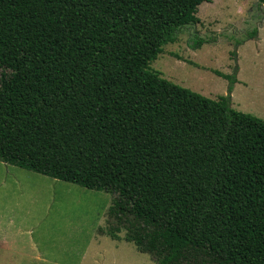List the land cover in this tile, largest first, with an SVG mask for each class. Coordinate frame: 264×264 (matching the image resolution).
Masks as SVG:
<instances>
[{"label":"trees","instance_id":"1","mask_svg":"<svg viewBox=\"0 0 264 264\" xmlns=\"http://www.w3.org/2000/svg\"><path fill=\"white\" fill-rule=\"evenodd\" d=\"M203 1L0 0L3 35L71 52L29 154L0 161L113 197L97 235L154 264H264V121L231 107L233 79L212 100L148 69Z\"/></svg>","mask_w":264,"mask_h":264},{"label":"rangeland","instance_id":"2","mask_svg":"<svg viewBox=\"0 0 264 264\" xmlns=\"http://www.w3.org/2000/svg\"><path fill=\"white\" fill-rule=\"evenodd\" d=\"M254 1L204 0L194 13L197 22L183 28L175 43L162 47L149 71L212 100L226 97L233 79L231 107L264 121V13H246ZM195 40H203L200 47L192 48ZM70 55L68 50L32 35L11 32L5 36L0 32V148L9 147L17 158L29 154L43 106L67 89ZM58 184L64 187L55 193V188L40 192L38 188L21 187L22 196L34 193L42 204L32 210L33 218L26 222L40 225L15 232L21 233L19 244L25 248L30 244V250L43 258L37 264H154L148 255L123 240L125 232L115 242L106 236L95 238L98 227L108 228L104 206L113 197L60 181ZM4 192L8 190L0 187V195ZM53 201L51 212L44 210L45 202ZM1 211L4 230L12 231V212ZM19 217L22 219L24 212L15 210V222ZM16 224L23 225L24 221ZM9 256L0 252V262Z\"/></svg>","mask_w":264,"mask_h":264},{"label":"crops","instance_id":"3","mask_svg":"<svg viewBox=\"0 0 264 264\" xmlns=\"http://www.w3.org/2000/svg\"><path fill=\"white\" fill-rule=\"evenodd\" d=\"M0 165L3 168V170L0 171V187L1 189L6 188L8 190V193L4 192L3 194L1 193L0 195V210H2L1 212H4L10 209V212H12L13 215V219L11 221L12 231H10L9 229L4 230V228L6 227L4 225L5 223L0 220V252L10 253V256L2 259L1 260L2 262H0V264H37V262H41V259L43 258L39 257V255H36L35 250H30L31 249L30 244H28V247L26 246V248H25V244L22 245L19 244L18 242L20 240L18 234L21 233H15V232L17 231L21 232L22 230H26L27 228H29L28 225H30V227H35V225L36 226L40 225V223L37 222H33L31 224L28 223L27 225L26 222H28L30 219L33 218L32 210L38 208L42 204L39 202L37 197L34 196V193L33 196L30 194L29 195L23 194L24 196H22L23 192L21 191L22 189L21 187H29L32 190L33 188L34 189L38 188L40 192L49 191L50 188H55L54 191L52 190V192L55 193L56 190H60V188L64 186L58 184L59 181L57 182V180L50 179L45 176L28 172L10 165H5L1 162ZM48 186H50L49 189L47 188ZM96 193H100V192H96ZM109 203L110 201L106 200L104 206L106 211L110 205ZM51 204L53 205L54 201L51 203L45 202L44 210H46L47 212H51L52 210ZM15 210H21L24 212V217L22 218L23 220L20 219L19 217L18 218L19 220L15 222ZM19 221H24V224L17 225L16 223H18ZM101 237L103 238L105 236H98L96 232L95 238H101ZM104 239L106 240V238ZM109 240L115 242L111 239ZM21 256L28 258L26 260H23L20 259ZM16 257H19V260L16 259Z\"/></svg>","mask_w":264,"mask_h":264},{"label":"water","instance_id":"4","mask_svg":"<svg viewBox=\"0 0 264 264\" xmlns=\"http://www.w3.org/2000/svg\"><path fill=\"white\" fill-rule=\"evenodd\" d=\"M253 11H257L258 16H262L264 13V4L259 3L257 0L254 1L250 8L247 10V14H251ZM262 26L261 23L257 24V27L260 28Z\"/></svg>","mask_w":264,"mask_h":264},{"label":"flooded vegetation","instance_id":"5","mask_svg":"<svg viewBox=\"0 0 264 264\" xmlns=\"http://www.w3.org/2000/svg\"><path fill=\"white\" fill-rule=\"evenodd\" d=\"M253 13H254L255 15L257 14L256 11H253L251 14H253ZM247 17H248V15H247ZM247 17H246V18H247ZM246 18H245V19H246ZM252 19H253V18L250 19V22H251V23H252ZM239 28H240V27H239Z\"/></svg>","mask_w":264,"mask_h":264}]
</instances>
